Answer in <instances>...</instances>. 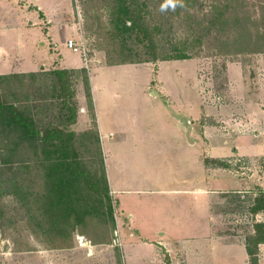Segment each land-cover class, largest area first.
<instances>
[{
    "label": "rangeland",
    "instance_id": "obj_1",
    "mask_svg": "<svg viewBox=\"0 0 264 264\" xmlns=\"http://www.w3.org/2000/svg\"><path fill=\"white\" fill-rule=\"evenodd\" d=\"M123 1L130 2L43 0L41 5L46 11L42 12L32 3L28 5L27 0H13L14 7L25 13L24 21L30 20L36 30L25 28L26 31L13 32L7 39L17 47L19 42L23 45L25 41L31 42L39 32L44 56L55 60L39 62L42 69L33 73L19 72L20 65L35 55L31 45L23 48L25 55L8 54L11 62L0 74V98L31 115L40 128L54 126L73 132V144L81 161L93 172H100V161L104 163L91 95L88 96V69L67 70V92L60 91V81L54 74L59 70L55 65L60 56L53 51L47 32L50 26L57 28L64 24L72 30L70 38L85 52V56L78 52L85 64L135 66L136 69L129 66L105 69L96 75V93L100 98H124L101 104L103 109L108 106L118 122H128L122 112L128 105L132 107L130 110L144 115L146 128L158 130L166 118L170 128L176 129L179 124L186 127L185 117L174 114L166 117L150 100L156 95L169 98L165 96V83L167 91L178 95L177 98H183L184 89L199 98L201 110H206L197 120L199 126L211 124L220 132L231 131L230 126L239 124L252 125L248 132L260 142L244 138L242 153H261L264 145V0H234L230 8L226 7L230 0H136L133 9L138 13L140 29L137 27L130 33L119 32L114 25L115 10ZM29 11L34 14L29 15ZM243 23L245 29L239 27ZM179 54L189 59L177 60L178 65L161 60ZM160 68H163L161 73ZM175 70L180 76H176ZM66 100L76 109V120L68 126L64 124L68 114L63 107ZM108 116L104 111L106 128H112ZM161 137L158 131L151 132L150 150L162 149L165 143L175 147L176 141L168 143ZM185 140L182 137L178 143L183 146ZM42 158L40 144L18 141L15 135L0 130V264H126L120 242L123 236L115 221L116 204L112 200L113 221L105 214L89 216L71 229L66 222L45 214ZM221 160L231 165L226 173L242 179V185L239 191L214 195L209 204L212 233L225 242L244 243L253 233V223L264 222V212L256 216L247 212L255 192L264 189V149L256 156L235 155ZM156 161L161 165V158L156 156ZM151 164L154 166L155 161L151 160ZM225 185L233 186V181L228 180ZM150 203L157 206L154 208ZM136 204L128 200L127 210L137 214L144 235L149 234L152 219L165 218L172 212L159 197L143 198L142 203ZM173 210L178 216L176 209ZM124 232L125 235L132 233L126 229Z\"/></svg>",
    "mask_w": 264,
    "mask_h": 264
},
{
    "label": "crops",
    "instance_id": "obj_2",
    "mask_svg": "<svg viewBox=\"0 0 264 264\" xmlns=\"http://www.w3.org/2000/svg\"><path fill=\"white\" fill-rule=\"evenodd\" d=\"M42 1L27 0V3L28 5L32 3L37 7V11L43 12L46 9L41 5ZM32 14L34 12L29 11V15ZM24 16L25 13L21 8L14 7L13 0H0V74L10 67L11 61H8L7 55L18 52L24 54L23 48L29 44L35 55L31 57L26 55L28 60L20 65L22 68L19 72L33 73L36 69H42L39 62L46 59L55 60L52 56H44L43 43L38 40L39 32L34 34L31 42L25 41L26 45L19 42L17 47L7 39L13 32L26 31L25 28H28V31L35 29L32 28L34 23L32 24L30 20L24 21ZM14 19H17V22L13 23ZM71 31V28L61 24L57 28L50 26L47 35L53 42V51L60 56L55 68L75 70L87 67L88 69L90 95L103 155L105 177L109 196L116 204L115 221L123 236L120 242L126 264H249L245 242L235 244L222 241L219 236L213 235L210 224L209 204L214 195L239 191L242 179L229 176L226 172L230 169L206 166L204 159L221 160L235 155L251 157L262 154L264 145L260 149L261 153L256 155L242 153L241 144L244 138L251 137L260 142L258 137L251 136L248 132L252 125L230 126L232 132L224 129L218 132L215 126L207 123L199 126L197 120L204 115V111L206 112L201 110L199 98L193 97L191 93L187 94L185 89L182 92L183 98H177L178 95L167 91L165 83L163 85L165 96L169 98H158L156 95V98L150 100L155 102L166 117L168 114L185 117L186 127L179 124L176 129L170 128V121L166 118L158 130L146 128L143 123L144 115L130 110L132 107L128 105L123 107L125 110L122 111L127 115L128 122L126 124L118 122L108 106L103 109L101 104L106 100L119 101L124 98H100L96 93L95 80L98 78L96 75L98 71L100 73L105 69L127 66L135 68V66L92 64L93 68H90L92 65L85 64L78 52L67 48L66 41L68 38L71 40L69 36ZM41 36L43 37V34ZM178 62L173 63L178 65ZM162 69L160 68V73ZM176 70L178 77L180 75ZM104 111L110 116L112 128H106ZM152 131H158L168 143L170 140L176 141L175 147L165 143L162 149L150 150ZM169 134L175 135V138L170 137ZM182 137L187 140L183 146L178 143ZM156 156L161 158V165L157 163ZM151 160L155 161L154 166ZM228 180L233 181V186L225 185ZM149 197L150 199L159 197L166 201L172 212L165 218L152 219L149 234L144 235L137 214L127 210L129 209L127 201L132 200L138 205L143 202V198ZM150 204L154 208L157 206L156 203ZM173 208L176 209L178 216L173 214ZM125 229L132 231L131 235H125ZM79 241L82 244L81 239ZM258 250L257 264H264V243L259 244Z\"/></svg>",
    "mask_w": 264,
    "mask_h": 264
},
{
    "label": "trees",
    "instance_id": "obj_3",
    "mask_svg": "<svg viewBox=\"0 0 264 264\" xmlns=\"http://www.w3.org/2000/svg\"><path fill=\"white\" fill-rule=\"evenodd\" d=\"M118 4L114 13V25L122 33L134 32L138 25L139 16L133 9V2ZM230 0L226 7L230 8ZM245 29V23L240 25ZM244 36V35H242ZM189 59L184 54L163 57V61ZM156 58L152 59L155 62ZM60 81V91L67 92V70H55ZM87 83V82H86ZM72 93H70V97ZM90 96V93L88 94ZM91 101V98H90ZM63 107L68 110L64 124L68 126L76 120L75 106H69L63 101ZM0 130L17 137L18 141L40 144L43 152V172L46 181L45 214L66 222L71 229L82 224L89 216L108 215L112 218L111 198L105 177L104 165L101 163L100 172H93L79 158L73 144L74 134L58 127L40 128L35 119L22 109L0 98ZM95 141L99 140L95 133ZM100 154V153H99ZM206 166L231 169V165L223 160L204 159ZM93 200L94 204H91ZM247 212L256 216L264 212V190L258 189L252 198ZM253 233L245 239V250L249 264L258 262V246L264 243V222L253 223Z\"/></svg>",
    "mask_w": 264,
    "mask_h": 264
},
{
    "label": "built area",
    "instance_id": "obj_4",
    "mask_svg": "<svg viewBox=\"0 0 264 264\" xmlns=\"http://www.w3.org/2000/svg\"><path fill=\"white\" fill-rule=\"evenodd\" d=\"M66 46L68 49H70L71 51L73 52H82L84 53V56H85V52L82 51L78 46H77V43L74 41V40H67L66 41Z\"/></svg>",
    "mask_w": 264,
    "mask_h": 264
}]
</instances>
